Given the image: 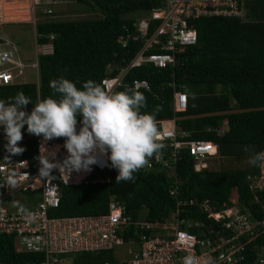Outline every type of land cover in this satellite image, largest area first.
I'll list each match as a JSON object with an SVG mask.
<instances>
[{
	"label": "trees",
	"instance_id": "16d2710c",
	"mask_svg": "<svg viewBox=\"0 0 264 264\" xmlns=\"http://www.w3.org/2000/svg\"><path fill=\"white\" fill-rule=\"evenodd\" d=\"M74 1L96 10L99 16L35 22L34 44L50 45V52L36 55V83L2 84L0 99L7 100L23 92L35 103L53 95L49 81L60 76L76 82L78 87L88 79L99 83L102 76L113 73L139 45V39L132 38L131 23L135 18L132 14L144 13L159 2ZM236 6L237 15L195 18L192 21L195 41L174 51L172 65L142 64L130 68L123 80L137 78L147 82V89L139 90L146 97V108L141 111L154 113L156 119L172 117L177 132H184L182 139L206 140L214 146V153L207 156V163L198 170L193 169V159L186 150H178L179 157L172 163L178 181L177 196L205 199L212 209H217L229 205L227 198L234 189L239 210L247 219L260 221L264 219V183L260 188L252 184L259 168L246 161L251 152L264 151V0H237ZM119 35L127 36L122 45L116 42ZM106 64H110L108 73ZM172 89L185 94V107L181 111H172ZM222 120L227 128L217 133ZM25 134L20 146L24 151L20 154L28 157L34 151L35 135L27 132V126ZM4 155L11 154L2 153L0 159ZM106 169L104 182L60 186L57 205L48 215L103 213L110 195L122 203L133 220L141 210L145 220H162L174 208L167 194L173 184L159 163H153L150 170L134 173L133 181L119 183L115 181L117 170L110 166ZM246 175L249 179H245ZM181 207L180 216L197 219L206 226L210 223V218L198 207ZM188 229L197 232L194 227ZM122 237H134L131 225L122 232ZM244 239V235L238 236V241ZM110 252V249L76 252L73 264L103 261L116 264ZM238 253L240 258L235 264H258L257 259L264 258V227ZM41 259L40 253L15 251L11 236L0 233V264H36Z\"/></svg>",
	"mask_w": 264,
	"mask_h": 264
},
{
	"label": "built area",
	"instance_id": "2783aa9c",
	"mask_svg": "<svg viewBox=\"0 0 264 264\" xmlns=\"http://www.w3.org/2000/svg\"><path fill=\"white\" fill-rule=\"evenodd\" d=\"M236 5L237 0H159L158 5L135 17L131 23L134 28L132 38L139 39L134 53L124 63L118 64L113 73L102 76L99 83L114 84L117 91H123L121 87L138 91L147 89L144 79L123 80L130 68L142 64L154 67L172 65L174 51L195 41L192 24L195 18L237 15L239 10ZM126 37L119 35L116 42L122 45ZM35 46L34 60L26 63L16 43L0 29V85L19 83L14 77L25 66L33 69L37 76L36 55L50 52V45L44 43ZM110 70V64H106L105 71L108 73ZM185 102V94L172 89V111L183 110ZM156 123L158 140L164 147L142 169L150 170L153 163H159L165 175L171 178L173 186L167 189V194L172 198L174 208L162 220H145L143 214L139 216V213L133 220L122 203L112 195L108 197L103 213L48 215V211L57 205L60 186L106 181L107 166L104 161L107 158L103 157L99 163L93 164L91 171H73L68 179L57 169H53L52 176L44 179L38 173L40 145L44 143L48 150L59 146L55 156L57 161H62L67 153L62 138L44 142L42 136L35 135L34 151L28 157L11 154L0 159V233L11 236L15 251L40 253L42 259L36 264H73V255L68 254L112 250L116 246L128 248L127 257L114 255L116 264H180L181 258L189 253L211 255L215 264H235L240 258L238 252L243 244L264 227V219H247L236 204V196L233 200L227 198L229 205L217 209H212L205 199L178 197L175 187L178 181L172 170L173 161L179 157L178 150L184 148L193 159V169L198 170L204 166V159L214 153V146L206 140L182 139L184 132H177L172 117L156 119ZM224 129V124H221L216 132ZM5 156L9 157L8 162ZM263 172L259 170L258 176L252 180V184L258 188L264 183ZM8 178L15 179L16 185L9 186L6 182ZM245 179H249L247 175ZM11 197L14 198L13 202L8 201ZM190 205L198 207L210 218L207 226L197 219L179 215L181 206ZM130 225L134 237L124 239L122 232ZM190 227L197 232L190 231ZM241 234L245 239L240 242L238 236ZM257 263L264 264V258H258ZM79 264H106V261Z\"/></svg>",
	"mask_w": 264,
	"mask_h": 264
},
{
	"label": "clouds",
	"instance_id": "9594fccd",
	"mask_svg": "<svg viewBox=\"0 0 264 264\" xmlns=\"http://www.w3.org/2000/svg\"><path fill=\"white\" fill-rule=\"evenodd\" d=\"M49 87L53 95L35 103L23 92L7 100L0 99V126L8 153L24 151L19 142L25 125L29 134L42 136L44 142L64 140L67 155L62 161L55 159L59 146L48 150L44 143L40 145L37 157L40 177L47 179L57 169L68 179L73 171H91L93 164L106 157L104 165L117 170V183L133 181L134 173L148 166L149 160L163 149L155 115L141 111L146 108V97L138 90L117 91L114 84L102 85L92 79L78 87L65 76L50 80ZM29 103L34 106L26 111ZM5 160L8 162L9 157L5 156ZM246 162L254 167L264 165V151L251 152ZM6 182L9 186L17 183L13 178ZM180 264H215V259L211 255L189 253L181 258Z\"/></svg>",
	"mask_w": 264,
	"mask_h": 264
},
{
	"label": "rangeland",
	"instance_id": "374dc122",
	"mask_svg": "<svg viewBox=\"0 0 264 264\" xmlns=\"http://www.w3.org/2000/svg\"><path fill=\"white\" fill-rule=\"evenodd\" d=\"M23 1L24 0H0V29L16 43L18 51L23 61L26 63L34 60L36 46L33 39V24L35 22L93 18L99 16L96 10H90L74 0H55L54 3L50 5L47 3L48 0H28V6ZM26 6L28 15H22ZM46 10H49V12L47 13ZM15 14L17 16H14ZM132 15L133 17H138L142 15V12ZM46 50L48 49L46 48ZM36 79L37 76L35 71L28 66L21 68V73L14 77V80L17 82L35 83ZM32 107L33 106H28L25 110L30 111ZM221 122L224 123L223 120ZM25 128L26 125L22 128L23 139L19 142V146L22 145L23 140L26 138ZM6 143L3 126H0V154H8L4 147ZM207 158L208 157L204 159V164L207 163ZM258 167L262 173V165ZM228 198L232 200L235 198L234 189H231ZM13 200V197L8 199V201L11 202H13ZM138 213L140 216V214H143V210ZM127 249L128 248L125 246H116L110 253L113 257L116 255L117 257L125 258L128 256V253H126ZM68 255L74 256V254Z\"/></svg>",
	"mask_w": 264,
	"mask_h": 264
},
{
	"label": "bare ground",
	"instance_id": "6f19581e",
	"mask_svg": "<svg viewBox=\"0 0 264 264\" xmlns=\"http://www.w3.org/2000/svg\"><path fill=\"white\" fill-rule=\"evenodd\" d=\"M23 2H25L26 3V5L28 6V0H24ZM27 6L24 8V12H23V14L22 15H28L27 14ZM14 16H17L16 14L14 15ZM212 150V148L210 149V151Z\"/></svg>",
	"mask_w": 264,
	"mask_h": 264
},
{
	"label": "water",
	"instance_id": "95a60500",
	"mask_svg": "<svg viewBox=\"0 0 264 264\" xmlns=\"http://www.w3.org/2000/svg\"><path fill=\"white\" fill-rule=\"evenodd\" d=\"M224 127H225V129H226V128H227V125L225 124Z\"/></svg>",
	"mask_w": 264,
	"mask_h": 264
}]
</instances>
